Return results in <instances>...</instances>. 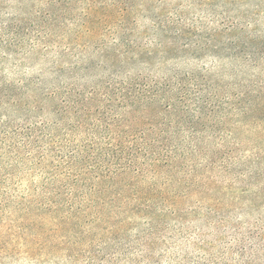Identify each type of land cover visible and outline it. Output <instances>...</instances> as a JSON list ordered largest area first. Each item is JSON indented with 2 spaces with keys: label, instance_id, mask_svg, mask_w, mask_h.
Instances as JSON below:
<instances>
[{
  "label": "trees",
  "instance_id": "16d2710c",
  "mask_svg": "<svg viewBox=\"0 0 264 264\" xmlns=\"http://www.w3.org/2000/svg\"><path fill=\"white\" fill-rule=\"evenodd\" d=\"M17 1L13 28L24 27L3 25V37L28 42L46 68L0 87L21 95L25 115L3 129L0 257L21 247L42 257L44 234L65 247L62 234L150 236L188 217L217 169L246 175L253 162L239 153L264 143V41L249 26H215L223 13L209 10L211 26L198 31L171 0ZM206 45L208 59L198 53ZM231 253L235 264H264V220L237 234Z\"/></svg>",
  "mask_w": 264,
  "mask_h": 264
},
{
  "label": "rangeland",
  "instance_id": "374dc122",
  "mask_svg": "<svg viewBox=\"0 0 264 264\" xmlns=\"http://www.w3.org/2000/svg\"><path fill=\"white\" fill-rule=\"evenodd\" d=\"M199 1L171 0V6L183 5L190 18L197 20L198 31L202 23L211 26L212 20H206L205 16L211 10H217L223 15L217 19L215 26L223 25L222 18L226 23L236 20L241 25L249 26L247 32L250 35H257L264 41V0H207L203 6H199ZM18 10L17 0H0V87L5 83L18 84L20 79H34L46 68L45 57L38 53L27 54L28 42L18 49L15 42L11 46L7 44L9 39L3 37L1 27L5 26L7 32L8 26L12 29L16 25V18L23 20L22 12ZM19 27L23 29L24 26L13 28L14 31L18 32ZM240 35L238 30L231 36L236 38ZM206 48L198 51L204 58L213 54L212 48ZM206 62L207 67L212 65L211 60ZM222 64L229 67V62ZM20 96L12 97L16 98L14 100L0 91V175L6 172V162L2 157L10 144L5 139L4 126L7 124L9 130H13L25 116L17 107ZM244 141L252 142L255 147L260 146L253 140L244 138ZM245 146L246 150L241 151L238 157L253 162L246 175L217 169L213 172L210 191L204 196L193 195L189 198L186 206L196 209L170 228L157 230L143 238L132 229L116 233L100 230L89 234L82 243L62 234L64 242L70 245L67 247L65 244L58 246L60 240L46 241L44 234L37 239L35 248L47 244V249L53 251L46 250L42 257L32 259L30 253L25 251L27 249L21 247L14 256L9 254L15 252H8V256L0 257V264H235V256L231 253L234 238L237 234L242 238L250 230V225L255 226L258 220H264V175L257 174L264 170V143L261 148L253 147L251 150H247L248 144ZM248 175L253 178L250 179ZM21 243L25 246L32 244L30 238Z\"/></svg>",
  "mask_w": 264,
  "mask_h": 264
}]
</instances>
